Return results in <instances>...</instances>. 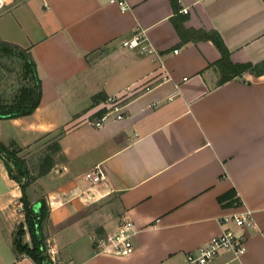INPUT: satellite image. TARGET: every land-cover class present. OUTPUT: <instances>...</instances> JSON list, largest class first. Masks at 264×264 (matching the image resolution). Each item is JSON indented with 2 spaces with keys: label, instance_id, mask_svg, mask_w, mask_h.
<instances>
[{
  "label": "crops",
  "instance_id": "obj_1",
  "mask_svg": "<svg viewBox=\"0 0 264 264\" xmlns=\"http://www.w3.org/2000/svg\"><path fill=\"white\" fill-rule=\"evenodd\" d=\"M125 2L121 12L109 0H0V41L30 53L41 83L31 115L0 118V142H13L31 173L59 146L26 190L33 211L47 201L52 264H186L220 235L222 217L246 209L252 227L229 224L245 253L214 264H264V74L220 83V51L195 39L216 32L232 64H264V0ZM140 29L157 56L121 47ZM116 94L124 117L94 127ZM96 164L107 178L91 185L84 173ZM20 196L0 159V264H35L12 248ZM126 220L132 252H98Z\"/></svg>",
  "mask_w": 264,
  "mask_h": 264
},
{
  "label": "trees",
  "instance_id": "obj_2",
  "mask_svg": "<svg viewBox=\"0 0 264 264\" xmlns=\"http://www.w3.org/2000/svg\"><path fill=\"white\" fill-rule=\"evenodd\" d=\"M195 39L211 40L220 51L221 59L217 63L221 75L220 83L245 71H250L255 76L264 74V64L255 66L251 63L232 64L229 53L216 32H209ZM0 57L16 58L18 60L20 67L19 79L21 80L17 92L9 100L0 99V118L12 119L31 115L38 107L41 97V83L36 73L34 60L27 50L2 41H0ZM227 73L228 76L225 75ZM96 97L97 95L94 97V101ZM58 150L57 143L48 146L39 159L37 173H31L27 161L19 156L20 151L16 149L14 143L10 142L8 145H3L0 142V159L8 177L20 186L21 196L19 201L24 215V221L16 227L12 234V248L15 254L26 255L35 264L53 263L46 254L47 243L43 234V226L46 225L49 218V207L46 199L41 197L38 199V211L34 212L26 190L35 180L49 172L53 164L51 155ZM235 203L239 204L238 199L235 200ZM25 232L28 233L29 244L22 242V236ZM39 257L44 259V263L39 261Z\"/></svg>",
  "mask_w": 264,
  "mask_h": 264
},
{
  "label": "built area",
  "instance_id": "obj_3",
  "mask_svg": "<svg viewBox=\"0 0 264 264\" xmlns=\"http://www.w3.org/2000/svg\"><path fill=\"white\" fill-rule=\"evenodd\" d=\"M110 4L116 5L121 12L129 9L125 0H109ZM186 13V9L182 10ZM121 47L128 50L137 51L141 54L157 56L156 50L151 46L146 38L143 30L136 31L131 37L121 42ZM177 50L174 51L176 53ZM145 88V87H144ZM128 88V92H129ZM150 90L147 86L145 91ZM125 93V92H124ZM124 96L112 95L107 98L109 110L96 119L92 124L96 128H101L110 120H121L124 116L122 114L123 105L121 102ZM107 178L103 167L100 164L94 165L90 170L84 173V179L91 185L98 184L105 181ZM223 230L220 235L210 239L205 245L200 247L197 251L190 252L185 255L186 264H214L215 258L220 253H229L235 259H239L245 253V245L242 241L241 233L235 229L243 232L245 229L254 225L252 213L250 210H245L239 214H233L228 217H222L219 220ZM233 225L235 229L229 227ZM134 234V225L131 221H124L117 232L107 237L103 241L97 243V250L101 253H110L117 256H127L133 250L131 237ZM46 254L52 258L55 254L54 248L51 244H46Z\"/></svg>",
  "mask_w": 264,
  "mask_h": 264
},
{
  "label": "rangeland",
  "instance_id": "obj_4",
  "mask_svg": "<svg viewBox=\"0 0 264 264\" xmlns=\"http://www.w3.org/2000/svg\"><path fill=\"white\" fill-rule=\"evenodd\" d=\"M20 67L16 58L0 57V94L1 96L7 95L9 99L18 90L21 85L19 79ZM7 97V98H8ZM89 115L86 116V120Z\"/></svg>",
  "mask_w": 264,
  "mask_h": 264
},
{
  "label": "water",
  "instance_id": "obj_5",
  "mask_svg": "<svg viewBox=\"0 0 264 264\" xmlns=\"http://www.w3.org/2000/svg\"><path fill=\"white\" fill-rule=\"evenodd\" d=\"M35 212V211H34ZM41 251H42V248L40 249ZM39 261L41 262V263H44V259L42 258V257H39ZM47 264H50V263H47Z\"/></svg>",
  "mask_w": 264,
  "mask_h": 264
}]
</instances>
